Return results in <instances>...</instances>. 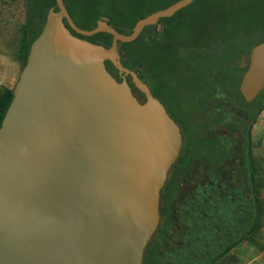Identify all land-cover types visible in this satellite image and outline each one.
<instances>
[{
    "label": "water",
    "instance_id": "95a60500",
    "mask_svg": "<svg viewBox=\"0 0 264 264\" xmlns=\"http://www.w3.org/2000/svg\"><path fill=\"white\" fill-rule=\"evenodd\" d=\"M54 1L0 122V264H142L181 134L148 85L121 64L117 42L133 41L193 0L138 18L126 34L104 19L79 28ZM70 29L107 32L111 41L105 47ZM262 89L264 40L250 47L238 84L246 101Z\"/></svg>",
    "mask_w": 264,
    "mask_h": 264
},
{
    "label": "trees",
    "instance_id": "16d2710c",
    "mask_svg": "<svg viewBox=\"0 0 264 264\" xmlns=\"http://www.w3.org/2000/svg\"><path fill=\"white\" fill-rule=\"evenodd\" d=\"M62 1L77 27L91 29L96 20L104 19L118 32L126 34L138 18L176 0ZM200 1L193 0L172 16L145 26L131 42H117L121 64L148 85L152 95L180 124L185 136L182 151L172 165L179 166L177 190L170 195L164 189L161 192L164 185L160 189L159 220L145 245L142 264H217L236 246L251 242L264 228V201L259 192L263 178L246 141L247 125L264 105V89L252 102L244 101L238 90L250 47L264 40L261 34L264 14L263 11L259 14L255 5H249V0H229L226 8L229 12L239 11V25L232 26L228 15L216 24L221 33L220 45H210L216 39L214 35L208 36L207 43L199 40L192 45L171 46L169 41L161 44L163 38L169 39L175 33L174 25L167 21ZM54 5V0H26V17L19 36L22 66L29 44L43 25L47 9ZM70 31L105 47L111 41V34L107 32L85 36ZM241 62L244 68L238 71ZM104 64L119 80L120 75L112 64L109 61ZM126 80L141 101L143 94L133 86L128 75ZM260 93H263L262 99L255 100ZM11 97V88H2L0 122ZM179 102L187 108H182ZM203 107L209 109L203 114V121L211 116V126L222 122L228 127L226 135L222 127L219 129L221 133H217L216 141L207 139V128L213 129L209 125L197 126L195 133L200 142L193 136V112ZM175 108L181 111L179 117ZM240 108L248 112V121H240Z\"/></svg>",
    "mask_w": 264,
    "mask_h": 264
},
{
    "label": "rangeland",
    "instance_id": "374dc122",
    "mask_svg": "<svg viewBox=\"0 0 264 264\" xmlns=\"http://www.w3.org/2000/svg\"><path fill=\"white\" fill-rule=\"evenodd\" d=\"M249 1V5H255L259 14H262L259 11H263L264 14V0ZM228 2L229 0H202L180 11L177 15L167 21L170 25H174V35L170 36L169 39L163 38L161 44L165 45L169 41L171 46L179 43L192 45L199 40H203L207 43L208 36L214 35V38L216 39H214V42H211L210 45L213 47L215 45H220L222 43L221 33L218 28H216V24L220 22L224 16L228 15L229 22L232 26L236 27L239 25V11L236 10L229 12L226 8ZM240 11L243 12L242 10ZM25 17L26 0H0V91L5 87L12 89L17 80L19 71L21 70L22 64L19 50V36L20 27L25 22ZM162 22L166 21L163 20ZM178 22H181V25H178ZM262 22V24H264V20ZM263 33L264 30L261 34L264 35ZM239 67L241 68H238V71L242 70L244 68L243 63L240 64ZM262 94L263 93H260L255 100H261ZM142 100L143 99H141V101ZM179 103L181 104V102ZM181 106L182 108H187L183 103ZM175 109H177L176 112L178 113H176V116L179 117L181 111H178L179 108ZM255 121L250 128V143L255 165L257 169L261 170L259 167V161L262 160L261 157H263V152L257 155V150L255 149L260 142V137L257 138V130L254 129ZM192 146L195 147L196 145L193 144ZM178 169L179 166H172L171 170H168L165 180L166 186L164 184L161 192H163L164 189L166 194L171 195L177 190L176 180L180 173ZM259 170L258 172L261 173ZM261 198L263 199V197ZM236 247H245L257 251L259 253L256 260L257 264H264V228L258 232L251 242L240 244Z\"/></svg>",
    "mask_w": 264,
    "mask_h": 264
},
{
    "label": "crops",
    "instance_id": "0c3cea01",
    "mask_svg": "<svg viewBox=\"0 0 264 264\" xmlns=\"http://www.w3.org/2000/svg\"><path fill=\"white\" fill-rule=\"evenodd\" d=\"M255 130H257V138L260 137V142L255 149L257 150V155L263 152V157L259 161V167L261 168V176L263 178V186L260 188V196L263 197L264 201V105L261 107L257 114L255 121ZM262 166V167H261ZM259 256L257 251L253 249H248L245 247H235L231 253L226 257L219 260L217 264H257L256 260Z\"/></svg>",
    "mask_w": 264,
    "mask_h": 264
},
{
    "label": "flooded vegetation",
    "instance_id": "af4514ba",
    "mask_svg": "<svg viewBox=\"0 0 264 264\" xmlns=\"http://www.w3.org/2000/svg\"><path fill=\"white\" fill-rule=\"evenodd\" d=\"M247 64H248V61H247ZM242 96V95H241ZM243 97V96H242ZM256 97V96H255ZM254 97V98H255ZM254 98H252L251 100H249V101H246L244 98V101H246V102H252V100L254 99ZM160 101V100H159ZM161 102V101H160ZM222 104V103H221ZM163 105V104H162ZM225 105V104H224ZM164 106V105H163ZM225 107H227V105H225ZM165 108V107H164ZM261 109V108H260ZM260 109L258 110V112L260 111ZM166 110V109H165ZM208 110L209 109H207V108H205V107H203L202 108V110L200 111V110H195L194 112H193V117H194V119H193V121H192V126L194 127L193 128V133H194V138L196 137V139L200 142V137H198V135H197V133H195V132H197L198 130V127L197 126H199V128H202V127H204V126H207V125H209V126H211V122H212V117L211 116H207L208 118V120H205V121H203V119H204V113L205 112H208ZM240 110V116L242 117V119H240V121L242 120V121H248V118H249V115H248V112H246L244 109H239ZM220 112L222 111V110H219ZM167 112V111H166ZM258 112L256 113V115H255V117H254V119L250 122V124H248L247 125V130H246V141H248V144L250 145V149H251V143H250V128H251V126H252V124L254 123V121H255V119H256V117H257V114H258ZM168 113V112H167ZM207 114H209V113H207ZM220 113H218V115H219ZM168 115H169V113H168ZM217 114H216V117L218 116ZM170 116V115H169ZM171 117V116H170ZM172 118V117H171ZM174 120V119H173ZM174 122L178 125V127H179V131H180V134H181V147H180V150H179V153H178V155H177V158H178V156L180 155V153H181V151H182V148H183V146H184V135H183V132H182V127L180 126V124H178L175 120H174ZM202 126V127H201ZM223 128L224 129V135H226V133H228L227 131H228V127L226 126V125H224L222 122H218V124L217 125H212L211 126V128H213V129H208L207 128V132L209 133L208 134V136H207V139H211V140H217V133H221V131L219 130L220 128ZM200 135V134H199ZM241 141H243V139H241ZM198 143V142H197ZM196 143V144H197ZM177 158L175 159V161L171 164V168H172V165L174 164V163H176L177 162ZM171 168L169 169V171L171 170Z\"/></svg>",
    "mask_w": 264,
    "mask_h": 264
}]
</instances>
